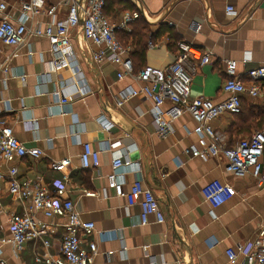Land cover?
Masks as SVG:
<instances>
[{"label": "crops", "instance_id": "0c3cea01", "mask_svg": "<svg viewBox=\"0 0 264 264\" xmlns=\"http://www.w3.org/2000/svg\"><path fill=\"white\" fill-rule=\"evenodd\" d=\"M45 9L58 7L56 19H64L72 0H44ZM79 1V0H77ZM13 20L20 17L21 0H7ZM152 34L146 52L129 37L138 19L126 29L124 15L138 11L132 0H107L106 16L115 26L116 38L134 62V70L144 66L163 69L176 57L177 43L186 42L211 62L197 66L191 98H205L215 103L228 98L223 91L227 79L226 61L238 63L237 75L250 83L248 72L264 66V0H140ZM235 14L227 13V6ZM139 12V11H138ZM52 22L45 14L32 17L28 28H44ZM198 22L196 33L191 24ZM161 27L166 29L158 36ZM76 68L53 71L51 45L45 38L27 37L20 47L0 44V60L8 73H0V114L14 129L18 140L44 153L40 159L23 158L13 162L0 160L3 192L0 193V252L6 264H38V253L58 256L66 235L65 217L46 218L36 212L30 201L20 202L8 193V177L17 168L19 182L42 178L49 190L65 185L67 198L74 203L82 222L94 223L95 234L89 241L98 246L94 264H243L227 256L229 249L252 243L264 229V190L251 175L243 178L227 173L224 157L202 159L193 150L200 145L197 123L184 115L173 123L166 137L157 134L152 110L154 103L138 95L121 103L129 88L140 90L142 84L129 76L119 79L123 68L111 62L96 64L93 55L100 48L86 41L81 29L71 38ZM262 95H242L239 115L222 114L212 125L227 137L229 146L251 137L264 119V81ZM62 100L60 105L57 93ZM114 151L124 155L119 169L125 195L140 180L159 201L165 223L155 217L141 225V207L130 205L126 196L117 197L108 189L107 177L113 172ZM101 151L99 165L84 169L81 155L84 144ZM70 160L66 172H55L51 163ZM213 181L230 185L235 195L219 208H213L203 196V189ZM91 194V195H87ZM32 213L49 233L29 241L16 253L11 245L9 216ZM44 241L49 246L44 247ZM90 252V245L83 243Z\"/></svg>", "mask_w": 264, "mask_h": 264}, {"label": "built area", "instance_id": "2783aa9c", "mask_svg": "<svg viewBox=\"0 0 264 264\" xmlns=\"http://www.w3.org/2000/svg\"><path fill=\"white\" fill-rule=\"evenodd\" d=\"M7 0H0V44L8 47L22 46L27 37L45 38L51 45L54 59L53 71L64 68H76L74 51L71 38L81 29L82 36L100 48L93 55L96 64L111 62L123 68L119 79L126 76L142 84L140 90L127 89L121 95V103L129 101L138 95H144L154 103L152 115L157 127V134L166 137L173 131L172 125L184 115H189L198 125L200 145L204 151L193 150L195 157L202 159L224 157L227 173L243 178L251 175L259 189L264 190V121L259 130L251 137L244 139L234 146H229L227 137L216 130L212 123L224 113L239 115L242 111V95L257 98L262 95L261 82L264 81V66L248 72L250 83H244L237 75L238 63L226 61L224 63L227 79L223 91L228 98L215 103L205 98H191L193 78L197 73V66H204L211 62L210 54H203L198 48L186 43L177 44L175 60L163 69L146 66L137 74L134 73L132 60L127 57L126 49L116 38L115 26L110 23L105 14L106 0H86L82 8L84 21L80 22V7L77 0H72L68 14L64 19H56L58 7L52 6L45 9L44 0H21V14L13 20L8 13ZM236 2L239 0H225ZM139 11V10H138ZM138 11L124 15L121 27L127 28L131 23L142 17ZM230 15L235 14L232 5L227 6ZM45 14L52 22L44 28H28L32 17ZM191 29L196 33L201 30V24L193 22ZM150 42V46H152ZM8 66L0 60V73H8ZM60 105L64 106L68 99L62 100V94L57 93ZM120 143H112L107 151L112 155L113 172L107 177L108 189L113 190L117 197L126 196L130 205L138 203L141 207V225L150 223V218L155 217L158 224L165 223L163 211L153 191L143 182L137 180L125 195L123 183L120 181L119 169L125 165L124 155L114 151ZM101 151L95 150L91 144H84L81 162L84 169L97 167ZM44 153L37 148H29L20 142L14 129L1 118L0 114V160L13 162L15 159L35 158L40 159ZM70 160L65 159L53 162L50 168L55 172H66ZM17 168H12L9 173L7 185L8 193L20 202L30 201L36 212L42 213L46 218L65 217L66 235L62 240V247L58 256L38 253L35 261L38 264H94L98 254V246L89 241L96 231L94 223L82 222L75 211L74 203L67 198L66 186L55 185L54 190H49L42 178L19 182ZM3 192V176L0 174V193ZM203 196L213 208L231 200L235 192L233 188L221 181H213L203 189ZM91 195V194H87ZM1 207V204H0ZM12 232L11 245L16 253L24 250L25 245L49 233L47 225L40 223L30 212L22 216L12 214L9 216ZM83 243L90 245V252L83 248ZM49 246V241H44V247ZM0 264H6L1 259ZM238 255L244 256L243 264H264V229L250 244L229 249L227 256L232 262Z\"/></svg>", "mask_w": 264, "mask_h": 264}, {"label": "trees", "instance_id": "16d2710c", "mask_svg": "<svg viewBox=\"0 0 264 264\" xmlns=\"http://www.w3.org/2000/svg\"><path fill=\"white\" fill-rule=\"evenodd\" d=\"M107 1V0H106ZM105 1V2H106ZM105 13H106V6H105ZM142 18V17H141ZM139 18V19H141ZM166 32V29L164 27H161V30L158 33V36H160L161 34H164ZM129 37L134 38V41L137 43V47L139 50H141V52L144 54L146 52V48H147V42L151 41V38L153 37L150 31V26L147 23V21L145 19H141L139 21L136 22V24L132 27V31L129 34ZM152 42V41H151ZM121 43V42H120ZM153 43V42H152ZM122 44V43H121ZM178 44V43H177ZM129 58L132 60L133 63V67H134V62L133 59L129 56ZM146 66H144L143 68H145ZM142 68V69H143ZM142 69L135 71L134 73H138L140 72ZM242 110H243V104H242ZM242 113V111H241ZM240 113V114H241ZM264 119L262 120L261 124L263 123Z\"/></svg>", "mask_w": 264, "mask_h": 264}, {"label": "water", "instance_id": "95a60500", "mask_svg": "<svg viewBox=\"0 0 264 264\" xmlns=\"http://www.w3.org/2000/svg\"><path fill=\"white\" fill-rule=\"evenodd\" d=\"M85 1L86 0H79L78 1L79 7H80L79 10H80V22L81 23H83V21H84L82 8L85 6ZM132 2L136 5V7L139 10V12L141 13L142 17L148 22L149 19L147 18V16L144 13L143 6H142L140 0H132Z\"/></svg>", "mask_w": 264, "mask_h": 264}]
</instances>
